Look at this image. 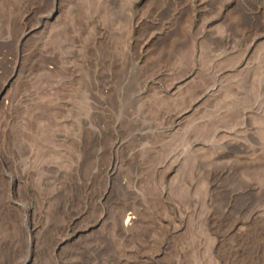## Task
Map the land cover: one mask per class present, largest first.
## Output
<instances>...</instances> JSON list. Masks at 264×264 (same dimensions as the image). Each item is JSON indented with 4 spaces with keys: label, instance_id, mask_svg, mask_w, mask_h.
I'll use <instances>...</instances> for the list:
<instances>
[{
    "label": "rangeland",
    "instance_id": "rangeland-1",
    "mask_svg": "<svg viewBox=\"0 0 264 264\" xmlns=\"http://www.w3.org/2000/svg\"><path fill=\"white\" fill-rule=\"evenodd\" d=\"M0 264H264V0H0Z\"/></svg>",
    "mask_w": 264,
    "mask_h": 264
},
{
    "label": "bare ground",
    "instance_id": "bare-ground-1",
    "mask_svg": "<svg viewBox=\"0 0 264 264\" xmlns=\"http://www.w3.org/2000/svg\"><path fill=\"white\" fill-rule=\"evenodd\" d=\"M134 221H135V216L133 215V212H128V213L126 214V219H125V221L123 222V224H124L125 226H127V225L133 223Z\"/></svg>",
    "mask_w": 264,
    "mask_h": 264
}]
</instances>
